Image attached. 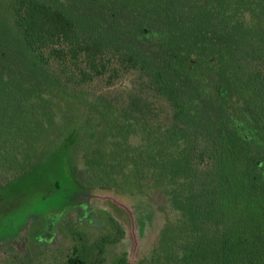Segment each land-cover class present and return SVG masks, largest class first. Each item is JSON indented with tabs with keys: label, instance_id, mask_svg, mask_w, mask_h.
Segmentation results:
<instances>
[{
	"label": "trees",
	"instance_id": "obj_1",
	"mask_svg": "<svg viewBox=\"0 0 264 264\" xmlns=\"http://www.w3.org/2000/svg\"><path fill=\"white\" fill-rule=\"evenodd\" d=\"M115 4L129 14V0H0V193L26 195L6 187L23 175L32 198L49 184L60 193L55 168L81 146L90 175L129 171L169 192L183 218L169 228L170 264H264V0L153 6L169 34L144 60L126 51L138 47L135 22ZM134 71L141 84L120 85L122 119L87 114L54 127L58 92L85 95ZM53 127L61 140L48 139ZM132 132L141 143L129 147ZM47 147L53 166L38 172Z\"/></svg>",
	"mask_w": 264,
	"mask_h": 264
},
{
	"label": "flooded vegetation",
	"instance_id": "obj_2",
	"mask_svg": "<svg viewBox=\"0 0 264 264\" xmlns=\"http://www.w3.org/2000/svg\"><path fill=\"white\" fill-rule=\"evenodd\" d=\"M165 2L166 0H129L130 18L128 19H131L130 23L135 22L133 25L134 28L136 27V30L133 28L128 39L138 46L136 48H125L128 52L132 51L136 53L135 55L129 53L131 54L130 58L144 60L143 55L147 53V58L151 59L153 54L163 53L162 47L165 42H167L169 33H167L168 31L163 25L166 19L163 17L164 15L161 8H153V6L161 7L165 5ZM138 27H140L139 30ZM165 50L166 48H164V51ZM137 65L140 67L141 63L139 62ZM139 70L140 69H138V71ZM128 74H130L128 77L122 75L121 79H119L120 81L123 80V84L121 83L120 85L130 86L141 84L138 83L140 79L130 78L133 75L139 76V72L134 71ZM116 80H114L115 82L113 81V84L119 81ZM105 85L111 86L112 83ZM118 95L119 94L113 98L98 97L96 103L99 109L98 115L101 116L103 113L107 117L117 118V120L122 119L123 113L121 112H123L124 102L128 97L125 96V94L120 97H118ZM105 98L107 102L112 103L114 108L105 104ZM119 122L120 121L116 122V124ZM140 141L141 135L138 132L129 134V147L139 145V143H141ZM72 152H74V149ZM72 152H69L70 161L67 163H58V166L55 168L58 174L55 180L51 182L53 188L63 190H61L60 193H56L49 184V186L47 185L48 191L45 193L46 195H43L42 198L39 197V200L43 202V208H45L42 212L46 213L50 207H52V209L55 207L54 209L56 210L54 211H60V215L54 218L53 214L50 213L48 216L53 217L50 220H44L41 217L39 219V216L36 217L34 211L31 217L25 216L26 214L20 215V213L15 216H10L9 220L14 217L15 222L19 220L17 223L20 222V224L11 237L0 240V253L3 255L10 253V257L16 261H25L22 262L24 264H34L39 256L37 251L40 252L47 247L55 245L61 247L75 245L66 258V264H89L88 261L85 260L86 257L93 264H104L105 255L121 244L124 248L126 242L124 239V230L114 216L105 210L95 208V206L99 205L94 204L99 202L95 200L97 197L94 198V195H97L94 193L100 191L106 193L114 192L124 196L128 208H123L122 214L127 215V211L131 210L137 221L138 234L141 236L147 237L149 232L157 227V213L164 209L165 205L168 203L172 209L178 211L179 215L181 214V210L173 206L171 197L168 194L169 192L151 186L149 178L148 182L144 184V186H141L136 184L133 180V176H129V171L127 172L128 174H120L119 171L116 170L112 176H102V178L94 177L88 172L85 159H83L82 169L77 167ZM47 178H49V175H47ZM104 181H108L109 183ZM152 193L157 194L159 200L156 199V201H154L152 199ZM137 207H140V209H136ZM69 210H77L79 213L76 214L77 216L74 220L71 217H65V220L61 222L62 217ZM60 223L61 226L59 227ZM81 223L85 224L87 227L100 225L102 228L104 227V229L100 230L97 234H93L92 230L89 229L91 234H88L84 229H80ZM153 223L155 225L154 227L152 226ZM42 225L48 227L47 232L41 230ZM169 228L173 229V225L165 223L161 230L162 232L156 239L155 249L163 254H165L166 245L169 242V238L165 236V231ZM63 231L68 233L70 238L69 242L64 241L60 244L53 243L55 242L57 234H59L61 238H64ZM51 236L53 237L50 240L49 238ZM79 252L84 256L81 257ZM134 260L135 259L128 258V252L123 250L122 252L120 251L115 258L114 264H135Z\"/></svg>",
	"mask_w": 264,
	"mask_h": 264
},
{
	"label": "rangeland",
	"instance_id": "obj_3",
	"mask_svg": "<svg viewBox=\"0 0 264 264\" xmlns=\"http://www.w3.org/2000/svg\"><path fill=\"white\" fill-rule=\"evenodd\" d=\"M114 5V4H113ZM113 11L115 14L122 15L125 18H130V15L127 14L124 10L121 9L119 4H115ZM128 12V11H127ZM131 22V19L128 20V23ZM123 82L118 81L116 84H113L111 86L104 85L100 80L94 81L89 85L84 86L81 90L84 92L85 95H82V92L76 91L73 92L72 90H62L61 92H58L56 97L53 98L54 103V114L56 115V121L54 122V127L58 126L60 124L64 123V119L68 117H79L81 121H84L83 123H86V120L83 117H86L87 114H92V116H100L98 115L99 109L96 106L97 98L100 96L106 97V98H113L117 96L122 91V87L120 84ZM123 84V83H122ZM92 106V107H90ZM91 112V113H90ZM94 117V118H98ZM52 126V125H51ZM49 126L48 131H51ZM46 127L48 128V124H46ZM53 127L52 132L48 136L49 140H61L62 136H58L57 133H59L60 130H54ZM44 157L45 162L38 167V172H44L46 173L51 169V166H53V163L50 161L48 162V156L50 154L49 148H45L44 150ZM84 151L81 146H77L74 148V152H72L73 158L75 159L76 165L79 169H82L83 166V159H84ZM44 161V159H43ZM35 173V172H34ZM36 174V173H35ZM46 178L45 180H47ZM44 180V181H45ZM26 179L24 178V175L21 177H15L11 179L8 184H6V187H9L13 190H17V192L21 193V190H26L24 194L26 195H20L21 197L18 198L15 195H10L9 197H5L8 195H2L0 193V240H4L7 237H11L16 228L19 226L20 222L17 223V220L15 222L14 217H12L10 220V216H15L18 213L20 215L26 214L25 216L31 217L34 211V214L36 217L39 216L44 220H50L51 218H56L60 215V211H54L55 207H50L46 213L42 212L45 210L43 208V202L39 200V198H32L30 196L29 192V186H26L25 184ZM42 180H40L41 183ZM32 186V185H31ZM30 186V189L32 187ZM41 188L43 190V186H39V184L35 187V189ZM14 192V191H12ZM94 192V191H93ZM17 194V193H16ZM42 194V193H40ZM97 196L94 195L95 200H97L99 203L94 205L97 209L105 210L112 214L114 218L119 222L120 226L124 230V239L126 242V246L123 248L122 244L119 247L114 248L111 252H108L105 255V263L104 264H114L115 258L118 256L119 252L126 250L128 252V258L135 259V264H170L167 256V250L165 249V254L161 253L160 251H157L155 249L156 246V239L159 237L160 233L162 232V228L167 224L173 225V229H180V225L182 223V216L179 215L178 211L175 209H172L170 204L168 203L165 205V208L160 210L157 214V227L149 232V234L146 236H141L138 234L137 231V221L131 212V210L127 211V215L122 214V209H127L126 206L127 201L121 194L118 193H106V192H98L94 193ZM93 197V195H92ZM93 198V199H94ZM158 195L155 193H152V199L156 201L158 199ZM92 199V198H91ZM90 199V200H91ZM159 200V199H158ZM157 200V201H158ZM165 204V202H164ZM136 209H140V207H137ZM159 210V209H157ZM50 213L53 214L52 216H48ZM79 211L77 210H69L65 213V215L62 217L61 222L65 220V217H71L76 218V214H78ZM137 213V211H136ZM124 215V216H123ZM139 215V214H137ZM137 218V216H136ZM24 220V219H23ZM22 222V221H21ZM42 222V221H41ZM17 223V224H16ZM82 224V223H81ZM15 225V227H14ZM61 226V223L59 224V227ZM80 229H84L87 231L86 233L91 234L90 230H92L93 234H97L100 230H103L100 225L87 227L85 224L80 225ZM155 226L154 223L152 225ZM182 227V226H181ZM90 229V230H89ZM41 230H45V232L48 231V227L46 225H42ZM50 230V229H49ZM52 230V229H51ZM171 229H166L165 236H169V232ZM43 234V233H42ZM53 234V232H52ZM64 238H61L59 234L56 235L55 242L53 243H63L69 242V235L65 231H63ZM94 236V235H93ZM31 237V236H30ZM53 236H51L49 239L51 240ZM146 237V239H145ZM66 239V240H65ZM42 240V239H40ZM73 247L75 245L70 246H52L47 247L42 251H37L39 256L37 257V260L34 262V264H66V258L73 250ZM0 264H24L22 262L16 261L10 257V253L2 254L0 253ZM79 255L81 253L79 252ZM84 255H81L83 257ZM86 257V256H85ZM86 261H88L89 264H93L90 262V260L86 257ZM28 264V263H25Z\"/></svg>",
	"mask_w": 264,
	"mask_h": 264
}]
</instances>
